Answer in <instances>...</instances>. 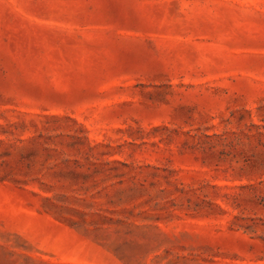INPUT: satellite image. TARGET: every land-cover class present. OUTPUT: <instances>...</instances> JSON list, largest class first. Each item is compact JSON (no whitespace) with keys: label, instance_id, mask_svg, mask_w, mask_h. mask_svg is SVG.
I'll use <instances>...</instances> for the list:
<instances>
[{"label":"rangeland","instance_id":"374dc122","mask_svg":"<svg viewBox=\"0 0 264 264\" xmlns=\"http://www.w3.org/2000/svg\"><path fill=\"white\" fill-rule=\"evenodd\" d=\"M0 264H264V0H0Z\"/></svg>","mask_w":264,"mask_h":264}]
</instances>
